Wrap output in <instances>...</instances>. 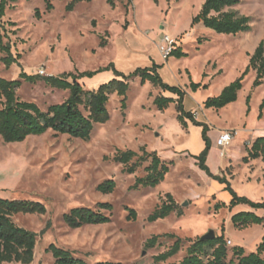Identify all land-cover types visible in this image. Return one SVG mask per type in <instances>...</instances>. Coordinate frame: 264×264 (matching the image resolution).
<instances>
[{
    "label": "rangeland",
    "instance_id": "374dc122",
    "mask_svg": "<svg viewBox=\"0 0 264 264\" xmlns=\"http://www.w3.org/2000/svg\"><path fill=\"white\" fill-rule=\"evenodd\" d=\"M72 1L55 0L50 13L43 0H17L11 4L4 18L5 43L10 44L13 57L21 59L7 68L3 62L7 55L0 50V77L18 80L22 73L41 77L79 75L111 66L129 75L156 65L168 85H207L186 98V108L195 109V117L199 114L209 127L207 168L213 175L226 177L239 196L252 201L264 198L259 187L262 182L257 180H261L263 161L249 167L251 180L256 182L245 180L243 162L246 147L257 138H264V116L259 118L264 85L252 89L255 72L246 77L236 103L222 110L201 108L202 103L217 97L242 75L249 55L264 42V0H241L238 6L226 9L251 19V31L237 36L218 34L202 24L191 27L203 0H115V7L108 0H91L68 12L66 7ZM37 12L40 19L36 18ZM165 35L176 39V49L187 56L170 57L169 62L162 59L158 46ZM42 71L46 75H41ZM113 79L121 78L111 68L93 78H82L79 83L87 90H95ZM164 94L167 93L149 81L142 84L140 78L130 80L125 98L117 93L111 95L110 120L96 124L88 141L52 131L31 136L22 143L7 144L0 139V197L39 202L47 209L44 215L13 217L18 226L38 234L33 264H55L51 246L68 250L88 264H168L181 262L191 243L210 231L216 236L225 231L227 242H232L227 243L228 260L233 258L235 247H243L249 254L263 242L264 225L238 229L231 222L232 216L247 206H237L232 211L216 209L217 204L228 206L232 195L225 184L213 181L200 168L198 157L206 150L204 129L189 120L185 127L175 104L165 111L158 110L155 99ZM17 95L21 101L47 110L64 103L69 92L39 80L23 83ZM225 130L235 131L236 136L222 156L217 140ZM142 149L171 163L170 172L155 187H135L137 179L146 176L150 161L132 175L125 172L123 164L114 161L118 153L128 150L142 156ZM109 180L116 183L115 191L99 192L98 186ZM169 195L182 215L175 212L149 222V216ZM101 203L112 206L110 211H103L111 219L107 224L72 229L64 220L73 209L98 210ZM131 211L136 218L130 220ZM260 215L264 216V212ZM166 235L181 239L182 249L167 262L158 263L155 257L176 242ZM154 236H160L157 245L147 249L146 242Z\"/></svg>",
    "mask_w": 264,
    "mask_h": 264
},
{
    "label": "trees",
    "instance_id": "16d2710c",
    "mask_svg": "<svg viewBox=\"0 0 264 264\" xmlns=\"http://www.w3.org/2000/svg\"><path fill=\"white\" fill-rule=\"evenodd\" d=\"M46 4L48 13L54 10L55 0H43ZM122 1V0H117ZM157 2V0H154ZM17 0H0V50L7 55L3 62L10 68L14 63H18L21 56L16 58L11 54L10 44L5 43V23L4 18L11 4ZM91 2V0H73L67 5L66 11L72 12L77 4ZM108 3L115 7V0H108ZM241 0H204L201 11L192 19L191 27L202 24L206 29L218 34L237 36L241 33L251 31L250 17L241 16L235 11H226L238 6ZM36 18L40 19L39 12ZM14 25V24H11ZM201 44L202 40H198ZM105 46V41L100 44ZM187 56L181 49H175L170 57L182 59ZM249 64L242 75L226 86L222 92L213 98H209L203 103L205 109L222 110L229 105L236 103L239 94L244 88L246 77L255 72V79L252 89H257L264 85V42L261 41L255 52L249 55ZM113 69L116 77L108 83L102 84L98 89L87 90L79 83L82 78H93L103 71ZM158 66L152 68L137 69L129 75H125L116 70L114 66L94 72H84L79 75L64 73L60 76L41 77L28 76L25 73L20 75L18 80H6L0 77V139L7 144L22 143L31 136H43L52 131L56 135H68L73 139L88 141L94 127L98 123H106L110 120L108 103L111 95L117 93L120 97L126 96L130 80L140 78L141 83L151 82L164 93H170L175 97L161 95L155 99L158 110L165 111L172 104L176 105L180 122L187 127V120L194 126L204 129V139L206 140V150L198 157L200 168L207 171L213 181L218 180L226 185V190L232 195V199L227 206L224 203L217 204L216 209L228 208L232 211L237 206H247L251 211H242L234 214L231 222L235 228L245 229L253 225H264V216L257 212H264V202H255L247 197L239 196L232 188L226 177L213 175L206 166V156L210 144L207 139L209 127L206 123L199 122L195 115L186 111L184 101L187 96L181 87L171 86L164 83L158 74ZM39 80L54 89L69 92L68 99L57 105L50 106L47 110H42L34 103L21 101L17 95V90L23 83H35ZM207 85L195 84L191 82L190 89L196 93L201 88L206 89ZM126 99L123 100V102ZM251 95L247 97L249 108ZM124 107V104H123ZM249 109L247 114H249ZM264 116V100L260 105L259 118ZM247 156L243 159L245 164L250 161L261 159L264 162V138H257L250 147H246ZM142 156L135 151L128 150L118 153L114 161L125 166V172L135 174L143 163L149 162L145 168L146 176L137 179L135 187H155L160 184L170 172L171 163H167L157 153H147L144 149ZM136 160V161H135ZM135 161V162H134ZM116 189L113 180L100 184L97 190L104 194H112ZM98 210L89 208H76L64 216L67 225L72 229H80L87 225H104L111 221L103 211H110L111 204L101 203ZM177 212L182 215L179 205L172 196H168L148 218L149 222H156L165 219ZM47 213L46 207L39 203L29 200H10L0 197V264H33L35 260V250L37 246L38 234L18 226L13 217L18 214H39ZM136 218V213L131 211L129 219ZM176 239L174 245L165 253L155 257L156 262H167L169 259L178 255L182 249V240L174 235H166ZM160 236H154L146 242V248H154ZM49 251L53 253L55 264H88L85 261L75 258L73 254L61 248L51 246ZM229 249L225 236V231L221 235L215 236L212 240L202 241L196 239L187 249L186 257L179 263L168 264H264V238L263 242L257 247L256 251L246 254L243 247L233 249V258L228 260ZM96 264H123L113 262H99Z\"/></svg>",
    "mask_w": 264,
    "mask_h": 264
},
{
    "label": "built area",
    "instance_id": "2783aa9c",
    "mask_svg": "<svg viewBox=\"0 0 264 264\" xmlns=\"http://www.w3.org/2000/svg\"><path fill=\"white\" fill-rule=\"evenodd\" d=\"M177 40L169 35H165L162 38L161 43L158 46L159 52L164 60H168L172 52L176 49ZM41 75H46L45 71L40 72ZM236 136L235 131L225 130L222 131L218 140L217 146L221 149V155L225 156V150L231 145ZM228 245H232L231 241L227 242Z\"/></svg>",
    "mask_w": 264,
    "mask_h": 264
},
{
    "label": "crops",
    "instance_id": "0c3cea01",
    "mask_svg": "<svg viewBox=\"0 0 264 264\" xmlns=\"http://www.w3.org/2000/svg\"><path fill=\"white\" fill-rule=\"evenodd\" d=\"M170 1V0H169ZM204 1V0H203ZM172 4V2L170 3V5ZM203 6V5H202ZM202 8V7H201ZM200 11H201V9H200ZM194 18V17H193ZM198 26V25H197ZM146 59L148 60V59H150V60H152V58L151 57H149V58H147L146 57ZM163 59V58H162ZM166 62H169L170 61V58L168 59V60H165ZM147 63H149V64H151L149 61H147ZM159 63H160V61H159ZM215 75V74H214ZM101 84V83H100ZM191 84V83H190ZM99 87V86H98ZM182 88V87H181ZM183 90H185L186 91V93H187V96H189V95H195L192 91H191V89H190V85L189 86H186V88H182ZM223 90V89H222ZM222 92V91H221ZM164 95H166V96H169V97H173V96H171L169 93H167V94H164ZM187 96H186V98H187ZM186 98H185V101H184V105H185V109H186V111H190V112H192L193 114L195 113V109H190V110H188L187 108H186ZM233 105V104H232ZM202 106H203V103L201 104V108H202ZM229 106H231V105H229ZM228 106V107H229ZM197 116L198 117H196V119L199 121V122H203L202 120H201V117H200V115L199 114H197ZM204 123V122H203ZM247 156V153L245 154V157ZM244 157V158H245ZM259 160H261V159H259ZM259 160H255V161H250V163H248V164H245L244 163V166H245V180H247L248 182L249 181H251V182H256L257 180H258V182H262L261 183V185L259 186L260 188H262V190L264 191V162H263V164H260L261 165V170H260V177H261V180H260V178H258L257 180H255V181H253V180H251L252 179V174H251V171H250V169H249V167H252V166H254V165H259L258 163H259ZM262 161V160H261ZM216 175H218V174H216ZM231 181V180H230ZM256 202L258 201V202H264V198H261V199H259V200H255ZM245 211H251V209L249 208V207H246L245 209H244ZM259 215H260V213H262L261 211H259V212H257Z\"/></svg>",
    "mask_w": 264,
    "mask_h": 264
},
{
    "label": "water",
    "instance_id": "95a60500",
    "mask_svg": "<svg viewBox=\"0 0 264 264\" xmlns=\"http://www.w3.org/2000/svg\"><path fill=\"white\" fill-rule=\"evenodd\" d=\"M215 236H216V235H215L214 231H210V232L207 233L206 235L202 236V237H201V240H202V241L212 240V239L215 238Z\"/></svg>",
    "mask_w": 264,
    "mask_h": 264
}]
</instances>
